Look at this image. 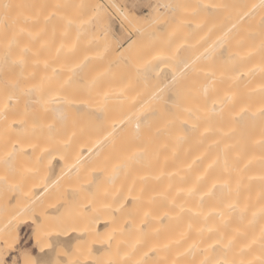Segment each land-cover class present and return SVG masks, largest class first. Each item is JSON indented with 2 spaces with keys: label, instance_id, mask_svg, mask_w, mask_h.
I'll list each match as a JSON object with an SVG mask.
<instances>
[{
  "label": "bare ground",
  "instance_id": "1",
  "mask_svg": "<svg viewBox=\"0 0 264 264\" xmlns=\"http://www.w3.org/2000/svg\"><path fill=\"white\" fill-rule=\"evenodd\" d=\"M188 1L0 0V264H264V0Z\"/></svg>",
  "mask_w": 264,
  "mask_h": 264
},
{
  "label": "rangeland",
  "instance_id": "2",
  "mask_svg": "<svg viewBox=\"0 0 264 264\" xmlns=\"http://www.w3.org/2000/svg\"><path fill=\"white\" fill-rule=\"evenodd\" d=\"M100 3H101V5L104 7V9H105V12H106V14H107V16H108V18H109V20H110V26H111V31H112V34H115L114 35V39H113V41L114 42H118L117 40L119 39V37L122 39V41L120 40L119 42L120 43H122L123 45H125V44H127L128 43V41H131V40H133L135 37H134V34H133V30H131V29H129L128 30V28H126V27H124L123 26V23H122V21H121V19H119L118 17V15H116V13H117V11L111 6V4H109V0L107 1V0H98ZM115 1V3H116V5L117 6H119L121 9H123V10H126L127 12H129L130 14H132V15H136V16H139V17H141V18H148L149 17V15H150V12H151V10H153L154 8H156L157 7V5H158V2H160V1H165V0H114ZM177 2L176 3H178V2H180V0L178 1V0H176ZM182 1V0H181ZM187 2L188 3H190L188 0H187ZM110 6V8H108ZM111 9V10H110ZM179 9V8H178ZM182 9V8H181ZM180 10V9H179ZM178 10V11H179ZM114 11V12H113ZM160 11H162V10H160ZM182 13L184 12V14L186 13V11H182V10H180ZM180 12V13H181ZM178 14V16H180V19H179V21L181 22V17L182 18H184V15L183 14ZM170 14H172L171 12L170 13H168L166 16H169ZM177 14H175V17L174 18H176L177 17ZM203 14H201V15H188L189 16V18H187L188 16L186 15L185 16V20H187L186 22L187 23H189V24H192L195 20H196V23H198V21H197V19L199 18V21H201V18H202V22H205V21H207V23H205V24H207V25H205L204 23H203V27L204 28H209V25H211V17H208L209 18V21H208V18L206 19V18H203V16H202ZM205 15V14H204ZM118 16V17H117ZM194 16V17H193ZM200 16H202V17H200ZM211 16V15H210ZM170 17V16H169ZM172 18L170 19V21L171 22H169L172 26L170 27L168 24V21H169V18H168V21H167V25H164V24H161V22L162 21H166V19H164L165 18V16H164V18L163 19H161V21L158 23V26L159 27H162L163 29H166V27L168 28V27H170V31H169V33L172 31V29L171 28H174V30L176 31H179V30H181V28L183 27H181V28H177V26L179 27V21H178V19L176 18V19H174V21H178V22H173L172 21V19H173V14H172V16H171ZM205 17H206V15H205ZM204 19H205V21H204ZM174 23V24H173ZM176 23H177V25H176ZM201 23V22H200ZM200 25V24H199ZM202 25V24H201ZM206 26H208V27H206ZM165 27V28H164ZM202 27V26H201ZM122 29H123V31H122ZM183 29V28H182ZM206 29V30H207ZM184 30H187V31H190L191 29H190V27L189 28H185L184 27ZM200 30V29H199ZM206 30H200V34H201V31H202V33H203V31H205L206 32ZM129 31H131V32H129ZM156 31H158V30H156ZM156 31L154 32V33H156ZM176 31V32H177ZM126 32V33H125ZM195 33L198 35L199 33H197L196 31H195ZM122 34V35H121ZM124 34V35H123ZM133 34V35H132ZM171 34V33H170ZM119 36L118 38H117V36ZM116 36V37H115ZM133 36V37H132ZM147 37H150V35H147ZM116 38H117V40H116ZM144 38H146V37H144ZM141 41V40H140ZM24 226V225H23ZM30 231H31V226L30 225H25L21 230H20V232H19V234H18V237H17V242H16V245H15V248H16V250H20L21 252H24L23 253V255H25L26 254V252H27V255H28V253L30 252V256L28 255H26V257L24 258L25 259V261L24 262H20V258H18L17 257V255L15 254V253H13L12 251H8V252H6V254H5V256H4V258H3V261H2V263L1 264H30V262H31V264H33V260L35 259V257H34V255L36 256V252H35V249L33 248V245H32V241H31V237H29L30 236ZM29 237V238H28ZM25 250H26V252H25ZM30 257V258H29ZM31 259H33V260H31Z\"/></svg>",
  "mask_w": 264,
  "mask_h": 264
}]
</instances>
